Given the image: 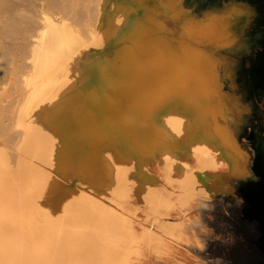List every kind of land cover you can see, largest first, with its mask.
Returning a JSON list of instances; mask_svg holds the SVG:
<instances>
[{
	"label": "rangeland",
	"instance_id": "374dc122",
	"mask_svg": "<svg viewBox=\"0 0 264 264\" xmlns=\"http://www.w3.org/2000/svg\"><path fill=\"white\" fill-rule=\"evenodd\" d=\"M3 2L0 49L5 50H0V110L4 112L0 133H4L0 134V148L13 167L21 157L27 158L19 150L23 130L19 119L26 95L34 88L28 84L29 71L23 66L30 64L29 50L46 24H70L84 43L75 63L71 62V68L67 66L73 84L61 86V78L57 83L61 89L72 91H79L90 82L98 62L132 50L136 44L131 24L139 17L163 21L165 26L160 31L173 43L186 26L200 23L231 35L228 42L199 41L200 48L213 59L220 88L198 107L199 136L178 148L175 160L160 153H131L130 181L123 194H116L109 185L96 188L89 182L87 169L77 164L67 171L55 168L53 172L75 193L95 197L125 214L137 235L151 233L148 242H137L129 264H264V0ZM233 9L242 14L233 16ZM182 40L195 44L190 36H182ZM6 49L8 54L11 52L10 60L9 56L2 57ZM19 65L22 70L15 69ZM52 86L46 84L43 88L56 87ZM217 126L230 131L233 146L223 143ZM201 142L212 148L214 163L198 156L195 146ZM39 200L38 196L33 199L31 212L35 226L41 228L45 223ZM62 226L58 222L54 230L59 231ZM77 230L91 229L81 225ZM157 244L161 246L160 253L153 249Z\"/></svg>",
	"mask_w": 264,
	"mask_h": 264
},
{
	"label": "bare ground",
	"instance_id": "6f19581e",
	"mask_svg": "<svg viewBox=\"0 0 264 264\" xmlns=\"http://www.w3.org/2000/svg\"><path fill=\"white\" fill-rule=\"evenodd\" d=\"M164 26L156 18H137L131 24L136 45L125 55L112 54V60L98 62L90 82L79 91L57 85L59 78L61 86L73 84L67 66L71 68L84 45L70 24H46L28 48L30 64L21 65L28 68V84L34 88L26 95L19 119L23 128L19 150L29 159L21 157L13 167L0 148V264H129L137 242L149 241L151 233L137 235L125 214L95 197L75 193L53 170L67 171L77 164L87 169L96 188L109 185L123 194L130 181L131 153H160L175 160L177 149L199 136L198 107L220 88L213 59L199 41L222 43L232 37L200 23L186 26L173 43L160 31ZM182 36L193 37L195 44L184 43ZM10 53L1 52L9 60ZM46 84L56 87L47 90ZM218 132L224 144L234 145L230 131L219 126ZM195 150L202 161L214 163L209 144L201 142ZM36 196L45 223L41 228L35 226L31 212ZM58 222L64 225L59 231L54 230ZM81 225L91 230H77ZM153 249L162 251L160 244Z\"/></svg>",
	"mask_w": 264,
	"mask_h": 264
},
{
	"label": "snow or ice",
	"instance_id": "6c2138e0",
	"mask_svg": "<svg viewBox=\"0 0 264 264\" xmlns=\"http://www.w3.org/2000/svg\"><path fill=\"white\" fill-rule=\"evenodd\" d=\"M231 14L233 16H236V15H241L242 13L238 9H233L232 12H231Z\"/></svg>",
	"mask_w": 264,
	"mask_h": 264
},
{
	"label": "crops",
	"instance_id": "0c3cea01",
	"mask_svg": "<svg viewBox=\"0 0 264 264\" xmlns=\"http://www.w3.org/2000/svg\"><path fill=\"white\" fill-rule=\"evenodd\" d=\"M262 248V247H261ZM264 253V252H263ZM262 257V256H261Z\"/></svg>",
	"mask_w": 264,
	"mask_h": 264
}]
</instances>
